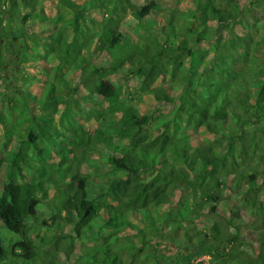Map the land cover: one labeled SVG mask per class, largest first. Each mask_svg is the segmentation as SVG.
<instances>
[{
  "label": "trees",
  "instance_id": "16d2710c",
  "mask_svg": "<svg viewBox=\"0 0 264 264\" xmlns=\"http://www.w3.org/2000/svg\"><path fill=\"white\" fill-rule=\"evenodd\" d=\"M44 1L0 0V80L10 62L20 83L0 91V132L5 148L17 132L31 148L29 160L22 149L2 157L0 220L17 236L13 255L30 264H193L205 255L264 264V0H54L53 24L40 32L29 22L48 20ZM118 74L129 87L112 81ZM87 78L93 92L79 101ZM25 160L30 186L13 180L27 177ZM49 178L60 194L41 223L69 209L70 224L37 244L34 216L49 192L35 190ZM8 253L0 236V263Z\"/></svg>",
  "mask_w": 264,
  "mask_h": 264
},
{
  "label": "rangeland",
  "instance_id": "374dc122",
  "mask_svg": "<svg viewBox=\"0 0 264 264\" xmlns=\"http://www.w3.org/2000/svg\"><path fill=\"white\" fill-rule=\"evenodd\" d=\"M54 0H45L44 1V9H46L45 13H48V20L46 21H40L37 18L32 19V21H30L29 23L33 24V28L36 30H39L40 32L43 30L45 32H48L50 27L52 26L53 22H52V15H53V9L50 10V8H53V6H55ZM145 0H135V2H144ZM182 3L184 4V0H182ZM177 4V0H170L169 5L170 6H175ZM48 9V10H47ZM45 15V14H43ZM47 16V15H46ZM128 18L125 19L123 21L124 25L122 26V28L125 29L127 28V23H128ZM9 69L4 71L2 79L0 80V91H4V86H8V90L10 93H13V91L16 89H18V85H20V83L18 82V80L16 79V76H18V74L15 71H11V64L9 62L8 66ZM120 74L113 76L112 77V81L117 85V86H124V87H129L127 84L125 86L124 84V80L122 77L119 76ZM129 85H132L131 89H134V86L137 84L136 80L129 77ZM93 79H89L87 78L85 81V84H83L84 88H82V90H80L78 92V94H74L75 97H77V99L80 101V96L82 93L86 94L87 92H93L92 88H93ZM36 89V88H34ZM96 93V92H94ZM171 93H173V91H171ZM126 94V92L124 93V95ZM96 95V94H95ZM98 95V94H97ZM19 96V99L17 101H19L18 105H22L23 102H25V100H22L23 98L20 95L15 94V98L17 99ZM79 101H77V106L81 107L83 112H82V117L86 122V125H90L93 121V116L91 114V112L85 108H83L81 105H83V103L81 104V102L79 103ZM101 104L103 105L104 102L100 101ZM50 111L52 113H54L57 116V121H59V117L60 116V112H57V104L55 103V101L50 102ZM84 106V105H83ZM86 107H88L87 105H85ZM92 107V106H91ZM23 140V136L20 133H16L14 135L13 138V142L12 144L9 146V148H5L4 147V140L2 137V134L0 132V192H1V188L3 185V182L7 181V170L8 167L5 163V161L3 160V155L6 154L7 150H12V151H17L18 149H22V151L24 153H22V155L24 156V159L29 160V158L26 156V154L31 153V148H29V146L25 143L22 142ZM26 153V154H25ZM25 160L24 164H23V168H24V173L27 175V177L23 180V179H19V175L15 174V182L16 184H21V185H25L28 184L29 186L32 184L33 179L35 178L33 170H31L30 168H28V162ZM86 174H89V172L86 170L85 172ZM86 174H84L86 176ZM60 181H58L56 178H49V179H43L40 181V186L38 187L37 190H35V193L38 196H42L44 191L47 190L49 192L48 197L45 198L43 200V202L37 207L36 209V213H35V223H33V229H32V239L34 240V242H36L37 244H43L44 240L48 239H52L56 236H61L64 235V231L67 230L66 225H69V217H70V213H69V209L64 210L63 212V216L61 217L62 221L56 224H42V220H48L50 221V216L53 212L54 209V203H56V197L57 195L60 194ZM230 200L229 205H232L233 208H235V201L237 202V196H235L233 193H231V197L228 199ZM232 202V203H231ZM220 207L221 212L228 210V206L224 205L223 203L218 204ZM225 213V212H224ZM244 217L246 219V221H250L251 220V215H249L247 212L244 213ZM216 217L218 218V222H221V218L219 216L216 215ZM255 217V216H254ZM66 224V225H64ZM223 224V223H222ZM62 225V226H60ZM224 225V224H223ZM200 227V225H199ZM230 232L234 231L233 228H230L229 230ZM192 234L193 231H191ZM0 236L3 240V244L6 247L8 253L9 258L3 262H1L0 264H30L29 261H24L16 256H14V251H13V242L17 240V236L11 232H9L6 228L4 223L0 220ZM243 237L245 239L246 242H250L253 243L254 245H258L257 242V234H255L253 231L251 230H245L243 232ZM17 250V249H16ZM19 251V250H17ZM45 259L46 257H37L33 259V264H45ZM205 260V264H210V262H208L207 260L209 259V257L207 255L205 256H201L199 258H193L191 259L193 264H199V261L201 260Z\"/></svg>",
  "mask_w": 264,
  "mask_h": 264
}]
</instances>
